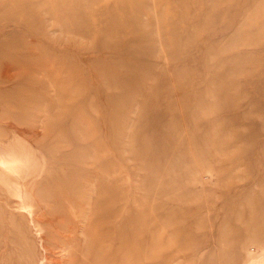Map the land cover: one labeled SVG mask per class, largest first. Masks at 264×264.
Returning <instances> with one entry per match:
<instances>
[{
  "label": "rangeland",
  "instance_id": "1",
  "mask_svg": "<svg viewBox=\"0 0 264 264\" xmlns=\"http://www.w3.org/2000/svg\"><path fill=\"white\" fill-rule=\"evenodd\" d=\"M0 264H264V0H0Z\"/></svg>",
  "mask_w": 264,
  "mask_h": 264
}]
</instances>
